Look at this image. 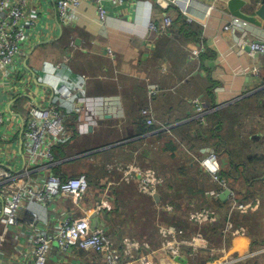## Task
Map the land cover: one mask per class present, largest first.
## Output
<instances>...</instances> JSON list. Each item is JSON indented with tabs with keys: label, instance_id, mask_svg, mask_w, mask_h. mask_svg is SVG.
Wrapping results in <instances>:
<instances>
[{
	"label": "crops",
	"instance_id": "obj_1",
	"mask_svg": "<svg viewBox=\"0 0 264 264\" xmlns=\"http://www.w3.org/2000/svg\"><path fill=\"white\" fill-rule=\"evenodd\" d=\"M55 1L28 0L25 17L31 19L34 24L26 28L24 54L12 71L16 80V90L22 93L18 96L15 95V102L19 104L20 99L27 102L28 97L32 96L36 97L37 102L42 105L49 103L56 105L59 101L57 90L61 86H66L73 94L71 102L66 103L63 108L66 115L70 114L71 107L78 99L111 102V105L100 108V111L97 108L93 110L94 122L88 126L86 133L74 134V137L69 141L70 144L66 147L67 153L70 154L61 160L62 164L78 161L87 155L94 154L95 152H83L88 147H92L100 152L97 162H99L98 166L102 165L103 168L112 161H122L123 154L129 152L128 148H135L133 156L138 154L141 162L149 166L150 164L146 162L154 161V149H149L145 157L141 153H144V148L148 149L146 142H150V136L132 140L134 143L130 145L131 147L125 144L132 141L124 140L134 134L133 119L136 116H141L142 110L148 108L152 112L154 125L160 129L167 128L166 132L173 135L179 143L178 153L174 154L176 159L171 161L170 157L173 155L171 153H166L164 157L175 165L179 159L184 158L187 163L181 162V165L190 175L191 167L193 168L196 159H200V157L198 158L200 150L196 151L195 147L201 143L198 144L196 141L204 142L207 139L206 134L195 136L196 133L189 129L194 126L187 127L190 122L197 120L194 110L192 111L191 102L194 99H199L204 106L206 101L209 102V106H205V121L207 118L209 121L204 127L209 126L208 129H213L219 134L217 122L212 124L211 115L220 112L224 119L222 122L224 131H221V134L224 136L227 134L232 138L234 132H238L242 127V122L239 121L240 123L236 124L233 120L234 117L229 113L234 116L241 114L246 108L243 103H248V100H251L256 92L264 89V56H252L247 46L239 50L238 43L241 33L222 30L223 25L233 18L225 9L228 0H220L217 3L212 0H195L192 4L189 13L190 22L201 27L198 43H201L207 51V55L195 64L189 63L187 56L182 51L180 52L179 48L177 50L173 47L181 39L172 35L171 32L174 33L172 28L170 33L164 35H147V23L149 21L160 22L163 13L155 6L146 3L145 0H127L120 5L112 4L111 0H101L109 17L103 25L96 22L92 10L83 9L77 10V16L73 21L59 24L55 13ZM139 1L140 3H137ZM244 1L251 3L249 10H253L259 5V0ZM209 6H213L214 9L210 13H206ZM169 14L173 20L177 17L175 11H169ZM245 32L246 37L252 41H264V24L260 28L248 25ZM165 39L170 42L168 43L170 45H163ZM189 44L191 43L185 44L184 42L180 48L188 52ZM108 50H110V54ZM208 56L212 57L208 58ZM196 67L198 73H195ZM252 69H257L256 73H253ZM149 86H157L159 93L149 97ZM211 86H213L211 92L213 100L206 96ZM217 88L220 89V92L216 91ZM26 94L27 97H25ZM8 99L7 94L0 90V105L7 102ZM262 102L263 100H260L259 104ZM214 104L215 107H212ZM237 104L241 108L240 112L229 109L234 106L239 107ZM19 108V106L18 108L13 107L12 112L14 114L22 113V109ZM97 111L98 114H96ZM259 118L264 119L261 115ZM15 120H10V124L17 127L16 136L9 138L7 130L0 132V159H2L0 160V171L3 168L2 163H11L13 154L18 152L15 142L20 134V126ZM66 124L74 126L75 119L66 120ZM178 128L183 129L178 130ZM261 133H258V136L256 133L254 134L253 139L256 142L253 144H259L257 145L259 152L256 155L264 157V130ZM212 139L211 142H214ZM182 140L186 144H181ZM113 148L119 149V151L112 158L105 160L101 153ZM221 150L225 151L224 148ZM18 157H20L19 154ZM21 158L14 161V165H12L16 172L22 169ZM102 159L105 162H102ZM131 159L132 157L126 161ZM224 160L220 159L221 173L223 174L225 173L224 168H229V159ZM126 161L125 164L119 163L118 165L134 163L132 160L131 162ZM63 168L67 172L72 169L69 166ZM197 172L200 181L204 184L200 182L199 187L194 188V191H200L201 196L212 191L223 192L219 186L213 185L214 183L207 172L199 170ZM240 172L242 171L240 170ZM101 178L102 176L98 174L97 178L88 181L90 185L88 193H104V187L100 185ZM183 179L182 176H179V181ZM261 179L254 180L252 186L245 185L244 187L243 183V187L247 191L245 194L235 195L236 185L231 187L232 189L226 188L230 190L229 197L236 201L246 203V201L256 200V206L245 212L235 209L234 204L237 202L234 200L225 202L229 197L227 200L221 201L218 196V199L213 201L206 196L208 200H212L213 205L216 204V208L223 207V209L216 210L218 213L219 210L227 211L228 215L221 213V217L231 223L233 228L229 235L222 240L219 237V232L218 234L211 232L213 235H206L217 245L222 241L219 246L224 249V252L209 256L205 251L201 254L197 264H264V176ZM17 182L21 183L23 180L17 179ZM113 182L115 183V180ZM129 187H133L134 192L130 191ZM0 193H4V190H0ZM162 193L174 192L164 189ZM184 193L186 194L183 199L188 195L192 196L187 191ZM133 194H138L135 185L117 184L116 181L115 187L109 191L110 196L104 199V206L107 210L99 218L91 214L92 207L84 205L85 202L83 207L77 210L71 201L66 199L51 206L48 213L40 211V214L53 221L63 214L76 210V215H89L93 227H104L116 241H119L127 233V229L137 231L138 225H141L142 228L146 225V230L149 227L153 229L158 222L163 223L166 217V213L162 210L152 208L151 211L157 210L155 211L156 215L150 213L146 224L140 220L143 214H136V209L133 208L136 214V218L131 217L134 219V221L131 220L133 223L123 221L112 223L109 217L113 213L121 214L120 209L126 207L128 200L129 203L135 202ZM248 194L249 197L245 200L239 199H244ZM217 200L221 202L218 203ZM222 202L226 203V209ZM174 211L173 216H178L177 210ZM157 214H160L161 217H158ZM187 215L185 214L182 219L186 224H188ZM132 224H135V227H130ZM182 229L190 230V227ZM24 236H27V233L24 232ZM24 236L16 238L11 235L8 237L2 247L4 253L14 255L13 253L16 252H24ZM199 245L200 243H198ZM74 254L76 259L73 260L77 264H103L102 257L94 253L78 250ZM176 262L184 264L181 260ZM48 264H56V258H52ZM172 264L176 263L172 262Z\"/></svg>",
	"mask_w": 264,
	"mask_h": 264
},
{
	"label": "built area",
	"instance_id": "obj_2",
	"mask_svg": "<svg viewBox=\"0 0 264 264\" xmlns=\"http://www.w3.org/2000/svg\"><path fill=\"white\" fill-rule=\"evenodd\" d=\"M126 1L111 0L114 5ZM145 1L163 13L160 22L149 21L146 25L147 35L160 36L171 32L173 19L169 11H175L190 21L189 13L195 0ZM212 1L217 3L220 0ZM27 3L28 0H0V90L9 98L0 105V132L7 130L9 132H6L7 136L13 138L18 131L15 125L10 124V120L16 119L20 126V134L15 142L20 157L17 153L13 154L12 162L2 163L3 168L0 171V190H4V193H0V264H48L52 258H56V264H77L74 261L76 259L74 253L78 250L102 257L103 264H167V261L177 264L176 261L179 260L184 264L197 263L201 254L206 251V242L198 239L200 234L185 240L186 231L173 225L156 224L161 240L154 245L147 239L122 237L116 241L104 227H93L89 215L78 216L75 214L76 210L63 214L53 221L40 214V211L48 213L51 206L64 199L71 201L77 208L80 203L83 206L82 203L90 188L86 176L80 175L66 180L56 176L53 173V168L57 164L54 162L53 149L68 143L75 133H86L88 126L94 122L93 110L97 108L100 111V108L111 105V102L78 99L71 107L70 114L66 115L63 108L66 103L71 102L73 94L66 86H61L57 90L59 101L56 105L50 103L42 105L37 102L36 97L30 96L19 108L22 109V113L12 112L13 107L19 106L15 102L16 96L22 94L16 90V80L12 71L24 54L26 28L34 24L31 19L25 17ZM54 7L59 24L73 21L78 9L92 10L99 25L105 24L109 19L101 0H56ZM213 9V6L207 7L206 13ZM247 26V23L231 18L223 25L222 30L241 33L239 50L247 46L252 56H264V41L248 39L245 32ZM187 51L189 54L187 61L195 64L206 49L202 44H189ZM108 52L110 54V50ZM252 71L256 73L257 69ZM158 93L157 86L148 87L149 97ZM27 96L26 94L25 97ZM191 105L196 118L203 124V117L206 115L204 104L199 99H194ZM141 116L146 126L154 125L150 109H143ZM69 119H75L74 126L66 124V120ZM161 130L166 131L167 128ZM201 153L203 158L198 160L199 166L210 175L212 183L224 191L227 187L220 178L222 168L218 156L212 150ZM19 158L22 169L16 172L12 165ZM114 166L113 168L106 166V173L102 175L100 181L104 193H101L99 201L92 205L91 214L98 218L107 210L104 199L110 196V186L115 185L116 181L117 184L133 183L137 186L138 193L147 194L152 198L157 197L155 195L163 186L161 177L149 168H142L133 163ZM114 173L119 177L115 183ZM17 179H22L23 182L19 183ZM167 206L160 210L165 209L167 216L171 217L175 209ZM234 206L236 209L235 204ZM238 209L243 210L240 212L247 210L245 207ZM213 216L214 213L209 211L197 212L189 216V221L202 226L207 219H213ZM24 232L27 236H24ZM224 232H228V229L225 228ZM11 235L16 238L25 237L24 252H16L14 255L4 253L2 247ZM219 252H224V249L217 251V254Z\"/></svg>",
	"mask_w": 264,
	"mask_h": 264
},
{
	"label": "trees",
	"instance_id": "obj_3",
	"mask_svg": "<svg viewBox=\"0 0 264 264\" xmlns=\"http://www.w3.org/2000/svg\"><path fill=\"white\" fill-rule=\"evenodd\" d=\"M172 31H174V33L171 32L172 35L178 36V39H181L180 42L182 41V44L184 42H185V44L186 43H191L194 45L199 44L198 41L200 40L201 27L199 25L193 23V22L187 21L184 17H182L178 13H177V17L172 22ZM168 43H170V42H168V40L165 39L163 45L164 46L170 45ZM178 43H179V41H177V43L173 46L177 50H178V48H177ZM182 44H181V46H182ZM161 46H162V44L160 45V47ZM208 53H209V51H208ZM205 55H207V51H206V53L201 55L200 59ZM211 57L212 56H208V58H211ZM212 90H213V86H211L208 89V93L206 94V96L209 97L210 100L211 99L213 100V96L211 94ZM251 98L252 99L251 100L249 99L248 102L253 101L257 108L264 110V89L256 92ZM260 100H263L262 104H259ZM21 101H23L22 102V104H23L24 99H20L19 107L22 106V104H20ZM208 103L209 102L206 101L205 106H207ZM237 105L239 106V104H237ZM212 107H215V104ZM229 109L236 110L238 112H240V110H241L240 106L239 107L234 106L233 108L230 107ZM192 111H193V106H192ZM248 111H246L245 115H242V113L241 114L239 113L237 116H234V114H232V113H229V115L234 117L233 120L236 122V124H238L240 122L243 123V120L246 121L247 117L252 119L251 114H248ZM133 120H134V128H135L134 134L126 137L124 139L125 141H127V140L132 141L138 137L146 138L147 136H150V142H149L148 147H147L148 149H146V148L143 149L144 153H141L142 156H144V157L147 156L148 150L153 148L154 149L153 156H154V159L157 157L156 160L161 161L162 159H167L164 157V155L166 153L173 154L170 157L171 161L176 159V156L174 154L178 153L177 147H179V143L174 139L173 135L168 134L165 130L163 131L160 129V127H157L155 125L146 126L142 116H139V117L136 116ZM223 120L224 119H223V117H221L220 112H215L211 115V122H212V124H215L217 122V126H218L217 128H218L220 135L217 134V132L215 130L208 129L209 126L207 128L204 127V126H206V124L203 125L198 120H193L192 122H190L188 124L187 127H193L194 126V128H189V129L193 130L196 133L195 136H201V135L206 134L205 136L207 139L204 142L197 140L196 143H198V144L201 143V145L196 146L197 149L194 146L196 151L200 150L198 158L199 157L201 158L203 156V153H201L202 151H206V150L211 149V148H213L215 150L220 149V148H224L225 149L224 152H225L227 158L229 159V164H228L229 165V171L227 173H224V174L220 173L221 180H223V182L225 183L227 188L232 189L230 184L228 183L229 179H231V178L235 179L234 177H232L233 175H231V170L234 173H238L239 166L244 165L242 168V172H240V174L239 173L238 174L242 176V179H243L244 184L246 186H252L251 184L254 183V180H260L264 176V170H263L264 157L262 155L259 156L256 154H250L249 153V146L244 143L245 141L242 139V135H241L242 132H236L235 131L234 136L232 138L230 136H228L227 134H225V136L222 135L221 133L224 131V129H223L224 124L222 123ZM207 121H209V118L206 119V122ZM232 126H233V124H232ZM180 129H183V128H178V130H180ZM178 130H176V131H178ZM231 130H233V129H231ZM171 131H170V133H171ZM255 133H256V136H258L257 134L261 133V132H251L250 135H247L246 141L248 144H253L256 142L253 139ZM235 134H236V136H235ZM211 139L214 142H211ZM132 143H134V142L132 141V142L127 143L125 145L130 146ZM180 143L186 144L185 141H183V140ZM69 144H70V142L65 143V144H61V145H58L56 148L53 149L54 162L57 163L56 166H54V168H53V172L56 176L60 177L62 180H66L68 178H74V177H78V176L84 174L86 176L87 180L91 181L92 179L97 178L98 174H99V176H101L104 173H106V170H105L106 167L103 168L104 166H102V165L98 166V164H95V165L94 164H88V163L86 164L84 162V159L62 164L61 160L63 158H66L70 154V153H67V151H66V147ZM187 145H188V143H187ZM194 147H192V148H194ZM127 150H129L128 158H131L133 156L134 150H136V149L135 148H128ZM87 151L92 152V151H94V149L92 147H88V149H86L83 152H87ZM118 151H119V149L113 148V149H110L108 151L102 152L101 155H102V157L105 158V160H108V159L112 158L114 156V154L117 153ZM83 152H81V153H83ZM98 153H100V152H98ZM126 153L127 152H125V154ZM125 154H123L122 157H125L124 156ZM98 157H99V154L95 155L94 159H96ZM105 160L102 159V162H105ZM198 160L199 159H196V163L194 164L193 168L191 167L190 170L192 171V173L190 175H189V173H186L185 169L181 165V162L187 163L184 158H181L178 160V162L174 166L175 168L173 166L171 167L172 171H171V174L169 175L171 177V180H176L175 183L173 182L175 184V187H177V186L182 187L183 184H191V185H187L185 187V189L188 188L189 186H193L192 189L189 188L187 190V193H191L192 196L196 193H200V191L199 192L194 191V188L199 187L200 182L202 184H204L202 181H200V178H199L200 176H199L198 172H196V171L201 169L199 164H198ZM97 163H99V162H97ZM257 164L261 165L262 171H256L255 170V167ZM66 166H69L70 168H72L71 171L67 172V171H65L64 168L62 169V167H66ZM246 169L249 172H251L250 176L245 175ZM179 176H182L184 179L182 181H179ZM261 180H263V179H261ZM213 185L218 186L216 184H213ZM165 186L166 187L163 188L162 192L164 191V189H167V188L170 190L171 189L174 190V188L171 186H168V183H166V182H165ZM220 188H218V189H220ZM218 189H217V191H218ZM220 190H222V189H220ZM174 193L178 194V193H180V190H176ZM217 202L220 203L221 201L217 200ZM143 204H146V203H143ZM222 204L225 205V203H223V202H222ZM218 208L223 209L222 206H219ZM155 211H151V212L146 211L143 214H148L147 216L150 218V213H153V215H156ZM145 233L149 234L150 233L149 229L146 230Z\"/></svg>",
	"mask_w": 264,
	"mask_h": 264
},
{
	"label": "rangeland",
	"instance_id": "obj_4",
	"mask_svg": "<svg viewBox=\"0 0 264 264\" xmlns=\"http://www.w3.org/2000/svg\"><path fill=\"white\" fill-rule=\"evenodd\" d=\"M181 44H182V42H179L177 44V48H179L180 52L182 51V53H184V55L188 56L189 55L188 52H185L184 50H182L180 48ZM199 44H201V43H199ZM199 61H200V59H199ZM195 69H196L195 73H198L199 71L197 70V67ZM187 73H189V71H187ZM216 91L220 92V89L217 88ZM243 105H245L246 108L242 112V115H245L246 111L249 110L248 114H251L252 119L247 117L246 121L243 120L242 127L240 129L238 128L239 129L238 132H242L241 133L242 139L245 141L244 143L249 146V153L250 154H256V153L259 152V150L257 148V145H259V144H248L247 141H246V137H247V135H250L251 132H262L264 130V119H260L259 118V115L264 117V110L257 108L253 101H249L248 103L245 102V103H243ZM205 116L203 117V125L206 124ZM146 143L149 144L148 141ZM210 150H206V151H210ZM212 151L215 152L216 156H218L217 159L219 160V162H220V159H222V160L227 159V156H226L225 152L223 150H221V148L220 149H216V151L212 149ZM89 152H91V151H89ZM93 152H95V153L92 154V155H87L84 158V162L86 164L87 163L88 164H94V165L98 164L97 163V158L94 159V156L99 154L98 153V149H94V151H92V153ZM128 155H129V152H127L124 155L125 157H123L122 161H112L111 163L108 164V166H112L111 168H113V167H115L114 165H118L119 163L125 164V161L128 160ZM156 158L154 159V161L146 162V163L150 164L149 166H146V165H144L141 162L138 154L135 155V156H132L131 160L134 162L133 164H135L137 166H140L142 168H149V169L155 171L161 177V179L163 180V186L160 189L159 193H157L155 195L157 197L156 198H152V197H149V195H147V194H141V193H138V194H135V195L133 194V200H135V202L129 203V200H128L126 207L125 208L122 207V209H120L121 214H119V211L117 210L119 215L113 213L109 217L110 220L112 221V223H114V222L118 223L119 221H123V222H128L129 223V222L134 221V219H131V217H135L136 218V214L142 215L146 211H151L152 208L160 210L162 207L165 206V208H166V207H168L167 205H170V206H173L174 209L177 210L178 216L169 217V216H167V214H165L166 217L164 216L165 220L163 221V224L173 225L174 227H176L178 229L186 231L187 236L184 238L185 240H190L192 236L194 237V236L200 234L198 239L201 240V241L204 240L206 242V251L208 252L209 256L210 255H216L217 251L223 250V248L219 246L222 241L219 242L218 245H217L214 241H212L211 239H208L206 235H213L214 233L218 234V232H219L220 233L219 237L222 240V239L226 238V236L229 235V233L231 232V230L233 228V225L231 223H228L227 221H225L223 219V217H221V213H223V215H228L227 211L219 210V213H218V211H216V210H218V208H216V204L213 205L212 200H208L207 199V198H209V199L211 198V199H213V201H216V199H218V196L221 193H205L203 196H201V194L198 193L197 195L194 194L193 196H189L188 195L187 197H185L183 199V196H185V194H186V193H184V191H187L189 188L192 189L193 186H189L186 189H185V187L187 185H191V184H183L182 187H178L177 186L178 188L175 187L174 183L176 182V180H171V177L169 176L170 172H171L169 168H171L175 164L173 162H171L169 159H162L161 161H159V160H156ZM201 158H203V156ZM131 160L130 161H126V162H131ZM240 166H239V171H238L239 174H240V170L242 171V168H243L244 165H240ZM200 168H201L200 169L201 171L206 172L202 167H200ZM260 168H261V165L257 164L256 167H255V170L256 171H262V168L261 169ZM224 169H225V173H227L229 171L228 167H225ZM263 169H264V167H263ZM238 173H234L231 170V175H233L232 177H234L235 179L231 178V179H229V182H228L231 187H234V185H236L237 189L234 188V191L236 192V193H234L235 195H241V194H245L247 192L245 190V188H244L245 184H244V187H243L244 181L242 179V176L239 175ZM250 174H251V172H249L246 169L245 175L250 176ZM118 178L119 177L114 173L113 180H116ZM165 182L168 183V186H171V187L174 188V190L173 189L170 190L171 192H175L176 190H180V193H178V194L177 193H161L163 188L166 187L165 186ZM130 185H134V184L132 183ZM112 187H115V185L112 184V186H110V190H111ZM136 188H137V186H136ZM129 190L134 192L133 187H129ZM249 194L244 199H241L239 197L238 198L240 200H245L247 197H249ZM179 195H181L182 197L181 198L178 197ZM206 196H207V198H206ZM99 198H101V193H88L87 196H86V199L84 200V202H85L84 205H86L88 207H92V205L95 202L99 201ZM133 200H131V201H133ZM150 200L154 201L155 203L151 202ZM232 200L237 202V204L235 203V205H236V209L239 210V211H243V210L242 209H238V207H245L247 209H252V208H254L256 206V200L246 201V203H243V202H240L238 199H237L238 201H236L232 197H229V199L226 202H229V201H232ZM143 203H146V204H143ZM153 203H154V205H153ZM114 204H115V201H114ZM116 204H117V200H116ZM78 206L79 207L77 208L74 205V207L76 209H80V208L83 207V206H81V203ZM224 206H225V209H226V203H225ZM133 208L136 209V214L134 213ZM162 211L164 213L166 212L165 209L162 210ZM203 211H209V212L214 213L213 219H207V221L202 226H197L194 223H192L191 221H189V216L191 214H194V213H197V212H203ZM185 214H188L187 215L188 224H186V223H184V221H182V219L185 216ZM104 216H106V215H104ZM157 216L161 217L160 214H157ZM218 218H219V222H224V221L225 222L224 223H219L218 222ZM140 220L147 224L148 220H149V217L147 216V214H143L140 217ZM158 223H161V222H158ZM134 225L135 224H132L130 227L133 228V227H135ZM138 227L139 228H138L137 231H129L127 229V233H125L124 237L132 238V239H136V240H138V239L139 240L147 239V240L151 241V243L154 244V245H156L158 243V241L161 240V234L158 233L156 226L153 229L149 228V231H150L149 234L145 233L146 232V228H147L146 225H144L143 228L141 227V225H138ZM181 227L182 228L190 227V230L182 229ZM225 228L228 229V232H226V233L224 232ZM110 235L112 236V234H110ZM212 250H213V252H211ZM167 263L168 264H172V263H170L168 261H167ZM195 264H197V263H195Z\"/></svg>",
	"mask_w": 264,
	"mask_h": 264
},
{
	"label": "water",
	"instance_id": "obj_5",
	"mask_svg": "<svg viewBox=\"0 0 264 264\" xmlns=\"http://www.w3.org/2000/svg\"><path fill=\"white\" fill-rule=\"evenodd\" d=\"M250 7L251 3L244 0H228L225 4L231 17L260 28L264 24V0H259L258 7L253 10H249ZM230 195V190L226 189L219 195V199L225 201Z\"/></svg>",
	"mask_w": 264,
	"mask_h": 264
}]
</instances>
